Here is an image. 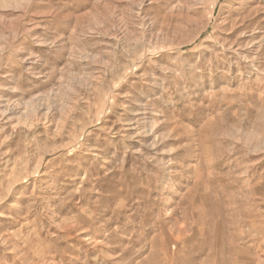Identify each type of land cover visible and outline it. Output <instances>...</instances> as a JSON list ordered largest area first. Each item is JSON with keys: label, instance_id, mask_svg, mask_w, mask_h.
Listing matches in <instances>:
<instances>
[{"label": "rangeland", "instance_id": "obj_1", "mask_svg": "<svg viewBox=\"0 0 264 264\" xmlns=\"http://www.w3.org/2000/svg\"><path fill=\"white\" fill-rule=\"evenodd\" d=\"M165 262L264 264V0H0V264Z\"/></svg>", "mask_w": 264, "mask_h": 264}, {"label": "bare ground", "instance_id": "obj_2", "mask_svg": "<svg viewBox=\"0 0 264 264\" xmlns=\"http://www.w3.org/2000/svg\"><path fill=\"white\" fill-rule=\"evenodd\" d=\"M180 258H181V257H180ZM50 263H51V262H50ZM50 263H49V264H50ZM163 264H168V263L165 262V263H163ZM171 264H176V263H171Z\"/></svg>", "mask_w": 264, "mask_h": 264}]
</instances>
